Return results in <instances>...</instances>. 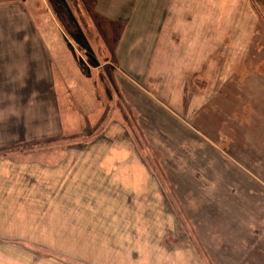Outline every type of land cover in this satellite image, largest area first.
Listing matches in <instances>:
<instances>
[{
	"label": "rangeland",
	"instance_id": "374dc122",
	"mask_svg": "<svg viewBox=\"0 0 264 264\" xmlns=\"http://www.w3.org/2000/svg\"><path fill=\"white\" fill-rule=\"evenodd\" d=\"M24 3L39 33L47 40L56 96L41 100L36 109L37 120L25 114L28 107L24 104L18 106L22 113L16 118L2 110L3 107H13L14 103L0 104V163L5 165V170L0 171V184L19 190L18 194L14 193L20 196L18 210L25 212L29 222H36L34 233L37 237L51 239L49 243L56 249L77 250L70 241L81 235L74 224L76 217L82 220L83 228L93 229L94 224L90 226L89 221L97 220L99 216L120 218L121 225H116L120 222L107 223L111 228L116 225L118 232L124 228L123 224H127L125 227L130 229L127 240L132 249L169 247L173 244L172 236L179 244L189 243L191 241L184 230L186 225H181L178 236L174 237L173 224H176L178 216L189 221L185 213L175 207V201L178 203L181 196L196 202L211 200L202 192L204 170L209 172L211 168L217 170L213 181L218 180L226 191L220 196L213 195V200L251 201L253 172H264V157L253 162L252 152L244 149L240 160L205 161L207 157L217 158L220 152L227 153L225 137L231 134V130L221 134L220 123L216 125L220 121L217 115L225 110L215 108L224 97L218 94L219 91L237 87L243 90L255 84L264 91L263 84L254 80L247 82L246 76L234 82L229 80L237 69L241 72L243 66L140 64L120 43L129 18L121 16L125 11L124 4L115 0H24ZM119 8L121 15L118 18L113 14ZM257 70L264 72V66H254L253 71ZM181 79L184 82L179 83ZM123 86L127 93H132L127 98L128 102L121 95ZM170 93L173 97L167 96ZM146 95H153L166 108L173 109L188 125H196L197 131L207 139L197 133H189L190 147L177 143L174 149L179 152L174 156L151 145L144 128L145 116H148L146 111H149L143 106L145 111L140 110L141 100ZM35 99L37 102L40 100ZM50 101L55 110L57 107V117L63 121L61 123L59 119L62 128L55 134L53 130L46 129L51 133L44 135L45 130L41 126L45 124L47 111L44 110L48 109ZM207 101H211L215 108H212L211 116L206 114L208 119L200 111L203 102ZM235 113L233 115L237 116L240 112ZM248 116L244 112V117ZM153 120L155 117H148L147 123ZM167 127L175 131L174 124L169 123ZM109 134L113 135L108 137ZM168 136L167 133L165 140H158L160 144L165 142V148L169 150L171 138ZM253 146L255 143L251 149ZM262 146L259 147L261 154L264 153ZM121 153L131 158L128 161L132 171L131 183L149 186L146 195L134 189L127 191L117 183L118 171L126 165L124 167L125 161L116 160L118 157L113 155ZM135 155H139L144 164L140 167L145 177H140L142 173L136 167ZM175 186L179 187V193L173 192ZM48 197L62 202H49ZM33 198L37 199L35 203ZM76 201L78 207L75 206ZM67 203L69 208L64 209ZM25 215H19L18 221ZM21 231L19 227L18 233ZM167 232H171L170 235ZM1 241L4 244L0 246L16 242L22 247H30L37 256L59 257L58 251L45 247L44 241H31L30 244L16 240ZM192 243L197 250L205 249L201 240ZM87 259L92 258L83 259L84 262Z\"/></svg>",
	"mask_w": 264,
	"mask_h": 264
},
{
	"label": "crops",
	"instance_id": "0c3cea01",
	"mask_svg": "<svg viewBox=\"0 0 264 264\" xmlns=\"http://www.w3.org/2000/svg\"><path fill=\"white\" fill-rule=\"evenodd\" d=\"M115 1L123 3L125 11L121 15V9H115L113 16L119 18L121 15L129 18L128 23H125L120 43L124 49L129 50V56L138 59L140 64L241 65L242 71L237 69L229 80L234 82L238 81L239 77L242 79L246 76L247 82L254 80L257 84L264 85V72L253 71L254 66H264V0ZM248 66H251V69ZM183 80L178 82H184ZM54 86L47 40L39 33L30 13L26 10L24 0H0V104L14 103L13 107H3L2 110L16 118L22 113L18 110V106L24 104L28 107L25 114L37 120L36 109L41 104V100L56 96L53 92ZM237 88L230 91L223 89L218 93L225 98L223 97L215 108L220 107L225 110L217 115L220 121L216 122V125L220 123L221 134L227 133L228 130H231V134L225 137L227 153L220 152L217 158L207 157L205 160L207 162L222 158L240 160L243 158L244 149L252 152L253 162L264 157V153L261 154L259 149L261 145L264 147V91L256 84L243 90ZM121 93L122 98L128 102L127 98L132 95L131 91V94L127 93L126 87L123 86ZM137 94L142 96L141 92ZM167 96L173 97L171 93ZM35 98H40L39 102ZM141 101L143 105L139 104L140 110L145 111L143 106L150 112L146 111L148 116H145L144 128L149 143L154 147L174 156L179 152L174 149L177 143V145L188 144L190 147L189 133L202 135L197 131L196 125L195 127L188 125L182 116L177 115L173 109L166 108L165 104L160 103L153 95H146ZM50 102L48 109L44 110L47 111L45 124L41 126L45 130L44 135L51 133L46 132V129L53 130L55 134L62 128L63 121L57 117V107L55 110ZM174 105L178 106L175 102ZM201 107L200 111L208 119L206 114L211 113L213 104L207 101L203 102ZM237 111L240 113L237 116L233 115ZM244 112L249 116L244 117ZM151 116L155 117V120L147 123V118ZM241 119L243 121H239ZM169 123L174 124L175 131L167 127ZM165 130L171 138L169 150L165 148V142L160 144L158 140V138L165 140L167 135ZM111 135L113 134H109L108 137ZM203 138L207 139L205 135ZM243 138L245 140H242ZM253 143L255 146L251 149ZM204 145L207 147L205 143ZM113 156L118 157L114 160L125 161L124 167L126 165L123 170L119 169L117 183L127 191L134 189L137 193L146 195L149 186L131 183V164L128 163L131 158L122 153ZM135 156L138 161L136 167L142 173L139 176L145 177L146 174L144 175L140 167L143 164L139 159L140 156ZM195 157L197 159V154ZM185 158L188 160L187 155ZM4 168V163H0V171H4ZM216 171L215 168L209 169V172L204 170L205 185L202 192L211 200L196 202L197 200L191 201L181 196L180 199L178 198V203L175 201V207L181 209L190 222L178 216L180 220L176 219V224H173L174 237L178 236L181 225H186L187 228L184 227V230L191 242L179 244L177 238L174 239L172 236V245L157 246L155 249L141 247L132 249L131 243L127 240L130 231L125 227L127 224H123L124 228L118 232L115 227L122 224L120 218L99 216V219L89 221L90 226L94 224L93 229L83 228L82 220L76 217L74 224L80 229L81 235L70 241L77 250L56 249L49 243L51 239L47 237L41 239L35 235L36 222H29L25 212L18 210L20 196H15L14 193L18 194L19 190L1 182L0 241L16 240L28 244L31 241H44L45 247L56 249L59 257L37 256L30 247H22L15 242L8 243V246L7 244L0 246V264H264V172H253L255 179L250 186L251 201L238 202L212 199L213 195L220 196L226 193L218 180L213 181ZM243 173L244 171L240 172ZM126 178L128 180H125ZM175 187L173 192H178L179 187ZM33 199L35 203L37 199ZM47 199H50L49 202H62L52 197ZM64 201L68 200L64 199ZM75 203L78 207L77 201ZM66 208H69L68 203L64 206V209ZM22 213L25 216L18 221ZM110 222L114 224L120 222V224L111 228L107 224ZM143 222L142 218V224ZM19 227L22 228L20 233H18ZM170 229L172 232V228ZM171 232L167 233L170 235ZM196 240L203 242L205 247L203 251L195 249L194 245L192 247L190 244ZM176 244H179V247H175ZM89 257L92 259L84 262Z\"/></svg>",
	"mask_w": 264,
	"mask_h": 264
}]
</instances>
